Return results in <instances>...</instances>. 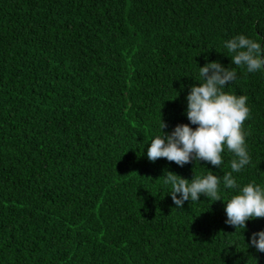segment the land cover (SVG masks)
Returning a JSON list of instances; mask_svg holds the SVG:
<instances>
[{
	"label": "trees",
	"instance_id": "1",
	"mask_svg": "<svg viewBox=\"0 0 264 264\" xmlns=\"http://www.w3.org/2000/svg\"><path fill=\"white\" fill-rule=\"evenodd\" d=\"M239 35L264 49V0H0V264H264V218L226 223L233 195L264 189V67L232 64ZM212 62L248 97L235 189L227 149L219 168L147 158L160 114L195 130L186 97ZM208 171L221 200L177 209L167 172Z\"/></svg>",
	"mask_w": 264,
	"mask_h": 264
},
{
	"label": "clouds",
	"instance_id": "2",
	"mask_svg": "<svg viewBox=\"0 0 264 264\" xmlns=\"http://www.w3.org/2000/svg\"><path fill=\"white\" fill-rule=\"evenodd\" d=\"M225 47L233 54V65L246 66L249 73L264 67L261 55L264 49L260 43L239 35L227 41ZM199 74L204 82L193 86L186 97L187 119L197 127L193 130L188 125H177L170 134L164 133L162 129L167 125L160 114L159 134L151 141L147 158L150 162L164 158L180 167L192 161H205L219 168L223 163L222 153L227 149L235 158L230 163L232 171L222 179L225 188L235 189L238 185L232 173L240 172L250 163L242 130L250 112L246 106L248 97L224 91L225 86L237 77L234 68L227 69L219 62H212L199 68ZM164 183L171 185L169 194L177 209L185 201L198 202L201 195L213 202L221 200L218 194L221 180L210 171L205 177L193 178L191 182L167 172ZM225 212L228 225L244 230L246 221L264 218V189L252 183L242 187L240 193L226 203ZM248 246L264 253V232L253 233Z\"/></svg>",
	"mask_w": 264,
	"mask_h": 264
}]
</instances>
